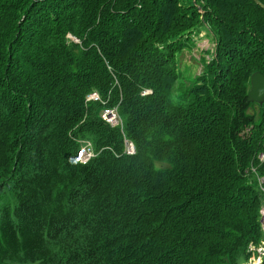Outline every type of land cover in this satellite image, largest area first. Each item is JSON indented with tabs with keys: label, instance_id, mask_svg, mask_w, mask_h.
Here are the masks:
<instances>
[{
	"label": "trees",
	"instance_id": "obj_1",
	"mask_svg": "<svg viewBox=\"0 0 264 264\" xmlns=\"http://www.w3.org/2000/svg\"><path fill=\"white\" fill-rule=\"evenodd\" d=\"M199 30L212 49L183 77L178 57ZM254 72L264 0H0V264L259 255Z\"/></svg>",
	"mask_w": 264,
	"mask_h": 264
},
{
	"label": "rangeland",
	"instance_id": "obj_2",
	"mask_svg": "<svg viewBox=\"0 0 264 264\" xmlns=\"http://www.w3.org/2000/svg\"><path fill=\"white\" fill-rule=\"evenodd\" d=\"M196 45L197 49H194L193 51H184L182 54L179 55L178 57V67L180 74L183 77L191 78L196 74H199L201 72V67L199 65V56L202 55L200 54L201 50L202 52H207L205 55H207L209 52L208 50L212 49V40L211 38L207 35V31L205 30H199L196 34ZM203 56V55H202ZM208 57V56H205ZM206 59V58H205ZM114 110H105L101 116L103 115H115ZM117 123V118H114L113 123H110L111 125H114ZM160 167H163V164H158ZM263 249V248H262ZM259 255L252 256L250 258V261L245 264H263V257H264V249L261 250L259 249ZM33 264V263H30Z\"/></svg>",
	"mask_w": 264,
	"mask_h": 264
},
{
	"label": "water",
	"instance_id": "obj_3",
	"mask_svg": "<svg viewBox=\"0 0 264 264\" xmlns=\"http://www.w3.org/2000/svg\"><path fill=\"white\" fill-rule=\"evenodd\" d=\"M248 101L261 104L264 101V76L259 72H254L250 77V89Z\"/></svg>",
	"mask_w": 264,
	"mask_h": 264
},
{
	"label": "built area",
	"instance_id": "obj_4",
	"mask_svg": "<svg viewBox=\"0 0 264 264\" xmlns=\"http://www.w3.org/2000/svg\"><path fill=\"white\" fill-rule=\"evenodd\" d=\"M103 117L106 118L110 123H113L115 115H104ZM131 151H132V147L130 144H128L127 152L131 153ZM79 154H80L82 160H87L90 156V152L86 148H82L80 150ZM260 157L262 158L263 156L261 155Z\"/></svg>",
	"mask_w": 264,
	"mask_h": 264
},
{
	"label": "clouds",
	"instance_id": "obj_5",
	"mask_svg": "<svg viewBox=\"0 0 264 264\" xmlns=\"http://www.w3.org/2000/svg\"><path fill=\"white\" fill-rule=\"evenodd\" d=\"M261 155H262V154H261ZM261 155H260V156H261ZM260 156H259V158H260ZM262 156H263L262 158H264V155H262Z\"/></svg>",
	"mask_w": 264,
	"mask_h": 264
}]
</instances>
